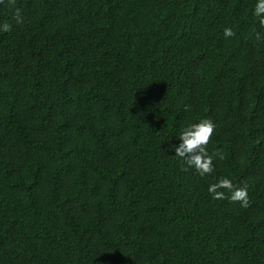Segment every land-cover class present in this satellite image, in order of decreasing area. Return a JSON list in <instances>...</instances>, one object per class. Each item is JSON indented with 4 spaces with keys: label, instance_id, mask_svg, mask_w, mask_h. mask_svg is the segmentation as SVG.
Here are the masks:
<instances>
[{
    "label": "trees",
    "instance_id": "16d2710c",
    "mask_svg": "<svg viewBox=\"0 0 264 264\" xmlns=\"http://www.w3.org/2000/svg\"><path fill=\"white\" fill-rule=\"evenodd\" d=\"M253 3L0 4V264H264ZM202 118L223 155L203 178L171 147ZM224 177L247 207L210 198Z\"/></svg>",
    "mask_w": 264,
    "mask_h": 264
},
{
    "label": "clouds",
    "instance_id": "9594fccd",
    "mask_svg": "<svg viewBox=\"0 0 264 264\" xmlns=\"http://www.w3.org/2000/svg\"><path fill=\"white\" fill-rule=\"evenodd\" d=\"M4 0H0V4ZM250 15L258 22L260 28H264V0H254L250 10ZM16 24H22L24 17L20 9H15L13 16ZM11 25L3 23L0 25V31H9ZM254 37L257 41L264 40V33L254 30ZM222 35L225 39L235 35L231 27H225ZM188 106H185L187 110ZM216 125L208 118L199 119L196 122H190L183 125L177 134L176 139L179 143L171 147L174 149L173 154L182 162L185 171L189 169L200 177H205L213 173V160L223 159L222 153L216 149L209 153L207 145L213 136ZM207 193L212 200H225L238 202L241 207L248 206V187L247 185L237 186L233 184L230 178L224 177L207 186Z\"/></svg>",
    "mask_w": 264,
    "mask_h": 264
}]
</instances>
